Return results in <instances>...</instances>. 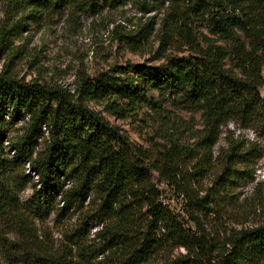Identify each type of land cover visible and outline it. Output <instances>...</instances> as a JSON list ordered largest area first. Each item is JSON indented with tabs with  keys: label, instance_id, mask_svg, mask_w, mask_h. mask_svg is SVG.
<instances>
[{
	"label": "trees",
	"instance_id": "16d2710c",
	"mask_svg": "<svg viewBox=\"0 0 264 264\" xmlns=\"http://www.w3.org/2000/svg\"><path fill=\"white\" fill-rule=\"evenodd\" d=\"M115 1L126 0H110ZM168 1L171 7L163 18L162 44L179 36L186 41L191 55L147 71L159 82L160 91L171 85L176 100L188 109L203 112L208 132L191 153L198 151L207 165L213 160L212 150L219 141L221 126L233 121L247 129L264 131V97L260 93L264 85V0ZM9 3L19 10L28 9L29 16H34L65 8L86 11L99 6L100 0ZM206 12L210 32L226 39L228 46L195 32L196 23ZM23 26L17 21L5 32ZM0 39L1 45H6L4 36ZM121 68L127 73L134 67ZM141 78L128 75L124 82L105 87L88 75L77 74L72 93L58 83L22 81L10 66L2 67L0 168L7 160L8 126L29 116L24 134L10 142V149L15 150L16 160L29 162L39 189L22 203L15 194L8 195L11 201L0 198V264H149L168 247L177 246L186 252L163 264H264V224L232 229L221 248L199 220V214L225 208V203L238 204L227 189L228 183L235 174L244 173L238 163L255 161L247 160L253 153L251 143L247 147L244 138H228L229 147H221L218 155L223 167L212 187L202 196L192 188L185 189L188 212L201 230L195 231L159 201L161 191L145 169L123 155L119 143L124 144L125 138L118 127L89 105L114 95L108 109L121 118L141 103L156 108L158 102L149 95L148 86L140 83ZM41 138L46 142L36 151ZM182 155L178 145L161 155L164 162L175 166L173 174L164 169L163 180L175 182L173 178L184 165ZM70 179L76 184L66 188ZM92 190L100 194L99 211L104 216L101 227L91 237L85 220L66 234V243L57 246L37 225L42 216L41 199L48 202L60 195L65 209H84L87 198L93 196ZM91 214L86 211V218Z\"/></svg>",
	"mask_w": 264,
	"mask_h": 264
},
{
	"label": "rangeland",
	"instance_id": "374dc122",
	"mask_svg": "<svg viewBox=\"0 0 264 264\" xmlns=\"http://www.w3.org/2000/svg\"><path fill=\"white\" fill-rule=\"evenodd\" d=\"M170 7L168 0H100L99 6L86 11L65 8L56 13H34V16H29L28 9L19 10L12 7L9 0H0V37L4 36L6 42V45H1L0 39V70L8 65L22 81L58 83L72 93L75 91L77 74L88 75L105 87L124 82L128 75H141L140 83L148 86L149 95L158 102L156 108L141 103L129 110L126 118H121L108 109V102L116 98L114 95L111 99L91 101L89 105L118 127L125 138L124 144L119 143L123 155L145 169L161 191L159 201L195 231L200 228L188 212L189 198L185 189L192 188L202 196L212 187L223 167L218 155L221 147H229L228 138H244L247 147L251 143L253 153L248 155L247 160L252 158L255 161L238 163L237 167L244 173L235 174L228 183L227 189L238 204L225 203L227 205L222 209L214 204L220 209L199 214L200 226L223 248L232 229L264 224V131L247 129L231 121L220 127L219 141L212 150L213 160L210 163L206 165L198 151L191 153L208 132L203 112L188 109L176 100L171 85L160 91L157 87L159 82L147 71L151 67L167 65L171 59L191 55L186 41L179 36L169 38L168 42L162 44L163 18ZM208 17V12L200 17L195 32L201 38L205 35L217 44L228 46L226 39L210 32ZM17 21L24 24L23 28L5 32V28L14 27ZM145 31L148 33L145 34ZM128 65L134 68L123 73L124 68L121 67ZM260 93L264 97V85ZM6 119H9L8 115ZM28 119L29 116L9 125L7 129L9 141L5 143L4 158L7 160L3 169L0 168V198L8 201L13 200L8 195L15 194V199L20 203L26 202L39 189L36 186L37 175L31 170L29 162L16 160L15 150L10 149V142L24 134ZM43 131L47 138L45 127ZM46 138L39 139L36 151L43 147ZM173 145H178L185 160L182 171H178L173 178L176 183L161 178L164 169L173 174L175 166L161 158L166 149ZM199 167L205 170L201 171ZM26 179L29 180L28 184ZM75 184L74 179L67 180L66 188ZM91 192L93 196L87 198L84 209H65L60 195L48 202L41 199L42 216L36 221L39 229L58 246L66 243L67 233L87 220L85 227L93 237L101 227L104 216L99 211L100 194L94 190ZM86 211L93 213L90 218H86ZM185 252L184 248L178 246L168 247L149 264H163Z\"/></svg>",
	"mask_w": 264,
	"mask_h": 264
}]
</instances>
